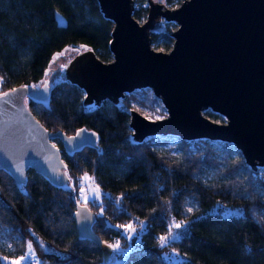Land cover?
<instances>
[{"label":"trees","instance_id":"obj_1","mask_svg":"<svg viewBox=\"0 0 264 264\" xmlns=\"http://www.w3.org/2000/svg\"><path fill=\"white\" fill-rule=\"evenodd\" d=\"M139 13L133 12L136 18ZM111 25L97 0H0V93L38 82L68 45L91 47L102 60H110ZM170 31L162 26L151 32V40L160 37L169 49ZM51 85L47 105L27 100L36 118L47 129L66 134L80 127L93 129L99 146L67 154L55 139L69 178L58 187L28 169L19 189L0 168V236L8 241L0 250L20 253L30 238L41 264H264V221L255 213L264 202L234 177L202 180L203 168L218 164L210 147L190 152L189 142L178 139L182 151L172 155L156 150L146 139L132 140L130 108L142 114L163 111L149 88L127 93L117 105L104 100L83 107V92L75 84L57 78ZM204 113L218 116L210 110ZM84 172L91 173L101 189L98 199L85 203L95 214L92 229L102 240L125 245V225H143L140 243L112 263L103 261L95 243L77 238L72 212ZM246 178L251 179L247 168ZM257 180L264 187V180ZM189 199L195 203L191 211L185 209ZM216 205L240 207L242 213L226 215L212 210ZM168 233L174 235L163 247L176 250L179 260L160 255L159 238Z\"/></svg>","mask_w":264,"mask_h":264},{"label":"water","instance_id":"obj_2","mask_svg":"<svg viewBox=\"0 0 264 264\" xmlns=\"http://www.w3.org/2000/svg\"><path fill=\"white\" fill-rule=\"evenodd\" d=\"M97 2L112 24L111 59L82 46L60 64L58 74L82 90L83 107L104 100L117 105L127 93L149 88L166 115L153 119L130 108L133 141L151 135L220 140L238 149L251 170L264 166V0H181L173 7L147 0L142 22L133 14L134 0ZM170 20L177 23L170 48L154 49L151 32ZM51 89L45 79L0 93V168L19 189L28 169L55 187L69 181L55 139L67 154L99 146L93 129L66 134L36 118L27 100L47 105ZM205 110L225 120L214 121ZM72 218L77 238L95 243L106 261L114 248L93 231L94 212L75 201Z\"/></svg>","mask_w":264,"mask_h":264},{"label":"rangeland","instance_id":"obj_3","mask_svg":"<svg viewBox=\"0 0 264 264\" xmlns=\"http://www.w3.org/2000/svg\"><path fill=\"white\" fill-rule=\"evenodd\" d=\"M135 9H138L140 13L137 16V19L142 22L146 18V9L148 7L147 0H134ZM165 4L168 7L176 6L180 3L181 0H154ZM134 9V10H135ZM163 29L166 30H173L177 23L173 20L170 21H162ZM161 38L159 37L158 40L152 41L151 46L154 49L158 50H168L165 49L161 45ZM171 45V43H170ZM82 46H65L63 48V52L58 53L55 57L51 60L49 67L44 74V76L33 85H40L45 79L48 81L49 84L53 83L59 74L60 64L72 53L80 49ZM138 90V89H136ZM135 91V90H134ZM133 91V92H134ZM151 91V90H150ZM161 103V102H160ZM162 105V104H161ZM163 107V106H162ZM159 110V107H157ZM143 114L149 118H160L166 115V111L163 107V111L161 113H149L143 112ZM212 120L217 122H223L225 117L218 114V116H208ZM148 140L153 148L158 151H168L172 155L179 154L182 149L180 146V142L178 138L174 135H151L145 138ZM188 149L190 152H196L198 150H202L205 147H210L213 152L210 155L212 158L216 159L218 164L211 166V167H204L202 170L201 178L204 181H224L227 179L235 178L240 184L243 186H247L250 188L251 193H255L256 197L260 199V201L264 202V187L258 182L257 178L264 180V166H258L256 170H251L247 164L244 163L243 157L238 149H236L231 143L220 141V140H210V139H192L188 140ZM242 160V164H238V161ZM230 168H233L231 170ZM246 168L251 170V179L248 180L246 178ZM87 177V179L85 178ZM256 178V179H255ZM78 201L85 203L88 199H98L101 195V189L97 185L94 180V177L89 172H84L79 180H78ZM195 206V203L192 202L190 199L185 204V209L189 210ZM212 210H219V212L223 214H240L242 213V208L240 207H228L227 205L218 208L216 205L212 208ZM258 213L260 218L264 221V206L260 208ZM184 222V221H183ZM182 224H185V222ZM138 223V221H137ZM136 222H132L126 224L125 226L130 225L131 228L125 227L123 233L125 235V245H119V247L114 248L111 255L106 260L107 262H115L120 258L124 257L131 249L135 248L141 241V231L143 228L142 224H137ZM178 223V222H177ZM175 224L173 220L170 224ZM174 234H167L162 235L161 237H166V242L162 243L161 237L159 238V246L163 247L167 243V240L173 237ZM38 238V237H37ZM39 243H41L38 240ZM29 243H31V249H29ZM0 245L8 246V241L5 237L0 236ZM41 246L44 247L45 250H51L50 247L41 243ZM160 255L167 261H176L181 259V255L176 250H169L167 247H163L160 250ZM20 257H26L25 260L21 262V264H41V256L37 252L33 239L28 238L25 242L24 248L20 253L17 254H8L2 250H0V261L3 264H11V261L18 260Z\"/></svg>","mask_w":264,"mask_h":264},{"label":"snow or ice","instance_id":"obj_4","mask_svg":"<svg viewBox=\"0 0 264 264\" xmlns=\"http://www.w3.org/2000/svg\"><path fill=\"white\" fill-rule=\"evenodd\" d=\"M58 55H59V54H58ZM13 91H15V89H14ZM4 95L7 96L8 93H4ZM85 178L87 179V177H85ZM189 211H191V209H189ZM125 227L131 228L130 225L125 226ZM176 227H180V225L177 224ZM160 239H161L162 243H164V242H166V239H167V238H166V237H161ZM110 247H113V248H117V247H119V242H117L116 244L110 245ZM29 249H31V243H29ZM25 259H26V257H20L18 260H13V261H11V264H21V262H22L23 260H25Z\"/></svg>","mask_w":264,"mask_h":264}]
</instances>
